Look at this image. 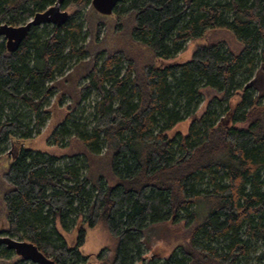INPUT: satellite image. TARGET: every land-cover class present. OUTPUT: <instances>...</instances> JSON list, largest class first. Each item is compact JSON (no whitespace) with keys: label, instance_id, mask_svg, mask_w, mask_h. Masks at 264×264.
<instances>
[{"label":"trees","instance_id":"16d2710c","mask_svg":"<svg viewBox=\"0 0 264 264\" xmlns=\"http://www.w3.org/2000/svg\"><path fill=\"white\" fill-rule=\"evenodd\" d=\"M55 1L0 0V24L23 25ZM61 9V25L31 26L13 52L0 38L2 235L34 243L56 264H86L85 227L100 225L112 246L99 264H264V0H121L110 15L91 0H64ZM129 18V43L159 60L211 29L229 31L241 48L216 41L180 63L139 66L135 52L101 47ZM83 60L91 66L78 99L47 140H76L82 150L59 166L63 155L22 142L50 116L56 77ZM203 88L214 95L196 116ZM87 100L90 120L81 116ZM187 117L186 133L169 136ZM8 141L14 150L3 153ZM73 217L81 223L69 246L57 226ZM167 222L182 227L175 246L144 260L145 235ZM28 263L0 245V264Z\"/></svg>","mask_w":264,"mask_h":264},{"label":"rangeland","instance_id":"374dc122","mask_svg":"<svg viewBox=\"0 0 264 264\" xmlns=\"http://www.w3.org/2000/svg\"><path fill=\"white\" fill-rule=\"evenodd\" d=\"M134 25V21L129 18L125 24L121 26V30L124 29L123 32L119 34V36H115L116 33L110 28L108 30L105 39L101 43L102 48H109L110 50L114 48L121 47L126 52H135L136 61L139 66L152 64L154 63L156 66L160 65H168L172 63H180L186 60H189L196 49L200 46L212 44L216 41H224L227 46L234 51L235 53L240 51L241 45L240 43L233 37V35L226 30L219 29H211L206 30L201 36L197 37L192 41H188L183 45L182 50L177 53L174 57L167 60H159L152 55L151 50L144 43L137 42V44H131L130 38V28ZM120 30V31H121ZM118 38H121L119 41ZM91 66V62L89 60H83L79 62L72 71L71 69L64 70L60 75L56 77L58 81V90L56 94L50 98L49 103L47 105V110L50 112V116L45 120L44 124L40 128V132L34 135L32 138L23 140L22 145L25 147H31L33 150H38L46 153H54L56 155H63L62 158L58 161L57 165L61 166L68 161L66 156L69 153L81 151L82 147L80 143L76 140H68L65 139L63 142V146H55L47 143L49 139L50 132L54 127H56L64 118L66 112L68 111V106L73 105L78 99V88L80 84L84 82L83 77L88 73ZM264 80V79H263ZM264 84L262 85V87ZM202 94L200 100L193 112H195L196 116H199L203 109L206 106L208 100L214 95V93L206 88L201 90ZM61 93H65V97L61 100V103L58 102V98ZM240 98V93L235 94L230 99V108L234 107L236 102ZM91 99V98H90ZM90 100L84 101L81 103V107H83L84 112L81 116L87 117L90 120V108L88 107ZM78 118L80 115L76 112L74 113ZM219 115L223 116L222 110H219ZM190 123V119L187 117L178 124H176L171 130L168 131L169 136H172L176 132H180L182 134L186 133L188 129V125ZM3 153H6L8 150L13 151L14 145L12 141H8L4 147L1 148ZM11 160V157L4 159V164H6ZM75 218V217H73ZM81 223V218H75L73 221L67 222L66 230L58 227L59 232L64 236L69 246H73L76 242V236L79 230V226ZM2 224H0V227ZM101 226V225H100ZM95 227H85L84 240L82 245L79 247V252L82 256H87L89 259L84 263L86 264H99L97 256L100 252L102 254L106 253V248L112 246L110 240L108 239L107 233L103 230L101 226ZM181 225H172L170 222L165 224L156 225L151 227L148 231V234L145 235L144 243L142 244V254L141 257L146 259H161L162 257L167 256L172 248L175 246V242L178 240L173 237V231L181 230ZM263 246V245H262ZM82 257L75 261V264H82ZM30 264V263H28ZM138 264V263H133Z\"/></svg>","mask_w":264,"mask_h":264},{"label":"water","instance_id":"95a60500","mask_svg":"<svg viewBox=\"0 0 264 264\" xmlns=\"http://www.w3.org/2000/svg\"><path fill=\"white\" fill-rule=\"evenodd\" d=\"M64 0H56L53 5L46 10L34 14L25 24L20 26H11L7 23L0 24V38L5 41L8 52L17 49L22 40L26 37L31 26L43 24L61 25L68 17V12L61 9ZM121 0H91L93 9L102 15H110L115 5ZM0 245L13 250L15 255L24 261H30L34 264H56L55 261L44 255L37 246L28 241L17 239L8 235H2L0 227Z\"/></svg>","mask_w":264,"mask_h":264},{"label":"bare ground","instance_id":"6f19581e","mask_svg":"<svg viewBox=\"0 0 264 264\" xmlns=\"http://www.w3.org/2000/svg\"><path fill=\"white\" fill-rule=\"evenodd\" d=\"M30 262V261H29ZM34 264V263H33Z\"/></svg>","mask_w":264,"mask_h":264}]
</instances>
